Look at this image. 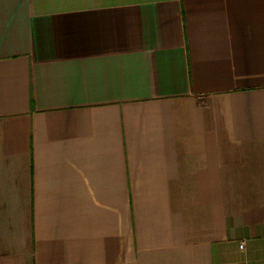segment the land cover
I'll return each mask as SVG.
<instances>
[{
    "label": "crops",
    "instance_id": "1",
    "mask_svg": "<svg viewBox=\"0 0 264 264\" xmlns=\"http://www.w3.org/2000/svg\"><path fill=\"white\" fill-rule=\"evenodd\" d=\"M0 264H264V0H0Z\"/></svg>",
    "mask_w": 264,
    "mask_h": 264
}]
</instances>
